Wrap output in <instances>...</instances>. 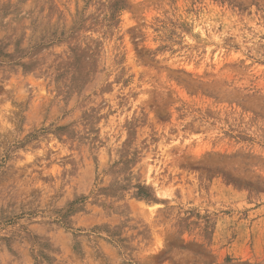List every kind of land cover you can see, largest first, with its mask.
<instances>
[{"label":"rangeland","instance_id":"1","mask_svg":"<svg viewBox=\"0 0 264 264\" xmlns=\"http://www.w3.org/2000/svg\"><path fill=\"white\" fill-rule=\"evenodd\" d=\"M0 264H264V0H0Z\"/></svg>","mask_w":264,"mask_h":264}]
</instances>
